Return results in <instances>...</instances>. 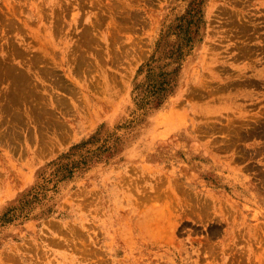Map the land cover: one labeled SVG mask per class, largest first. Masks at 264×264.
Listing matches in <instances>:
<instances>
[{"label":"rangeland","instance_id":"1","mask_svg":"<svg viewBox=\"0 0 264 264\" xmlns=\"http://www.w3.org/2000/svg\"><path fill=\"white\" fill-rule=\"evenodd\" d=\"M0 264H264V0H0Z\"/></svg>","mask_w":264,"mask_h":264}]
</instances>
